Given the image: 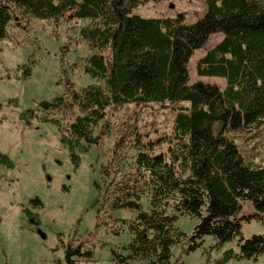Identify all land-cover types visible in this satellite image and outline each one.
Instances as JSON below:
<instances>
[{
	"label": "trees",
	"instance_id": "trees-1",
	"mask_svg": "<svg viewBox=\"0 0 264 264\" xmlns=\"http://www.w3.org/2000/svg\"><path fill=\"white\" fill-rule=\"evenodd\" d=\"M161 1L0 0V41L8 38L18 15L58 21L73 12V20L90 22L80 30V37L101 53L89 58L84 68L96 84L73 91L64 103L60 98L52 105L42 104L53 112L66 106L63 114L73 115L76 110L66 127L54 121L76 168L78 153H88L107 135L101 124L109 109L172 106L176 117L171 131L147 142L141 136L134 139L132 172L110 193L114 209L137 214L130 226L131 255L124 258L116 253V260L125 263L126 259L129 264L134 257H156L172 264L173 249L181 244L179 215L198 222L187 256L208 238L217 250L240 239V253L227 251L218 264L234 258L258 262L264 255V236L244 241L243 225L253 220L264 223V167L249 153L242 156L235 133L264 126V0H205L208 13L192 26L182 16L133 15L135 9ZM213 35L224 38L198 61L196 70L200 78L223 79V91L204 83L191 86L187 70L194 54ZM181 104L188 107H178ZM42 122L51 121L46 116ZM0 163L13 168L4 156ZM103 178H110L107 171ZM245 203L255 213L241 217ZM31 204L42 206L38 199ZM84 258L91 259L92 254L70 249L67 263Z\"/></svg>",
	"mask_w": 264,
	"mask_h": 264
},
{
	"label": "rangeland",
	"instance_id": "rangeland-1",
	"mask_svg": "<svg viewBox=\"0 0 264 264\" xmlns=\"http://www.w3.org/2000/svg\"><path fill=\"white\" fill-rule=\"evenodd\" d=\"M207 13L205 0L150 2L133 11L145 19L182 16L187 26L203 20ZM17 17L8 38L0 41V157L13 164L10 169L0 163V264H68V251L79 248L83 254L91 253L92 258L73 259L77 264H126V259L125 263L116 260V253L124 258L131 255L134 236L130 226L137 214L114 209L110 193L132 172L134 139L141 136L147 142L169 133L176 115L168 104L109 109L101 124L107 135L88 153H78L76 168L54 123L66 127L67 121H74L76 110L73 115L63 114L66 106L61 112H53L42 104L52 105L60 98L64 103L73 91L96 84L84 74V68L89 58L101 53L80 37V30L90 22L73 20V12L58 21ZM223 38L211 36L194 54L187 66L191 86L204 83L225 90L223 79L200 78L196 70L198 61ZM46 116L51 122H42ZM235 136L242 156L249 153L264 167V126L249 133L239 131ZM105 171L110 176L106 181ZM36 199L42 206L31 204ZM254 213L250 203L243 205L241 217ZM177 217L182 236L181 244L173 249L172 264H218L225 252L240 253V239L217 250L208 238L198 251L187 256L188 241L198 222ZM254 236H264V223L244 222L243 240ZM163 263L156 257H134L129 262ZM228 264H264V255L258 262L234 258Z\"/></svg>",
	"mask_w": 264,
	"mask_h": 264
}]
</instances>
